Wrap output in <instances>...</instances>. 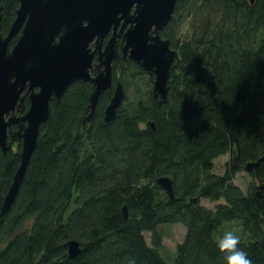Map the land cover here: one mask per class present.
<instances>
[{
  "label": "trees",
  "instance_id": "1",
  "mask_svg": "<svg viewBox=\"0 0 264 264\" xmlns=\"http://www.w3.org/2000/svg\"><path fill=\"white\" fill-rule=\"evenodd\" d=\"M0 4L6 33L19 2ZM187 19L191 36L181 41L176 34ZM161 35L178 54L166 101L153 99L152 75L119 58L113 83L125 97L114 119H103L111 89L82 123L92 83H73L51 100L5 211L21 145L0 152V264H225L215 240L220 225L233 220L239 246L252 264H264V195L256 193L263 165L250 172L246 191L233 182L264 153V0H176ZM22 108L17 112L27 99ZM224 154L230 163L217 174L214 160ZM160 176L171 178L173 197L156 184ZM200 198L216 204L206 207ZM164 223L185 227L171 262L162 252ZM70 240L80 246L74 257Z\"/></svg>",
  "mask_w": 264,
  "mask_h": 264
},
{
  "label": "water",
  "instance_id": "2",
  "mask_svg": "<svg viewBox=\"0 0 264 264\" xmlns=\"http://www.w3.org/2000/svg\"><path fill=\"white\" fill-rule=\"evenodd\" d=\"M253 2L254 0H249ZM15 18L6 33L1 28L0 4V152L20 140V162L3 199L2 210L12 204L32 153L40 126L50 112L53 98L59 99L76 81L92 83L89 122L99 96L112 89L104 110V121L114 119L125 97L120 82L113 83L115 61L121 55L153 76V99L164 102L168 79L178 66L177 51L161 32L172 17L176 0H18ZM17 36L11 45V39ZM95 67V74L91 71ZM28 100V108L22 111ZM18 124L16 131L11 126ZM236 161V157L234 158ZM264 167V153L247 162L251 172ZM156 184L173 197L172 180L160 176ZM264 195V177L256 186ZM195 201V199H192ZM126 217V207H123ZM68 254L80 251L77 241L67 244Z\"/></svg>",
  "mask_w": 264,
  "mask_h": 264
},
{
  "label": "rangeland",
  "instance_id": "3",
  "mask_svg": "<svg viewBox=\"0 0 264 264\" xmlns=\"http://www.w3.org/2000/svg\"><path fill=\"white\" fill-rule=\"evenodd\" d=\"M190 26H191L190 20L187 19L178 29L176 36L179 37L181 41H186L190 38L191 36ZM115 68H116V65H114V69ZM127 94L128 96L131 95V91H128ZM22 113H18V114H22ZM86 116L84 117V119L86 118ZM82 123H86V122H82ZM9 140L11 141V148H16V146L20 143V140H18L17 138H14V139L10 138ZM229 163H230L229 154H224V155L217 157L214 160V168H213L214 172L217 174L223 173L226 166ZM253 181L254 180H253V176L251 175V173L245 170L237 172L233 177V182L236 185H238L243 191H246L249 184ZM200 203L205 205L206 207H213L216 204V202H211L205 198H200ZM237 222L238 221H234V220L224 221L222 225H220L217 231L218 237L222 235L225 231H233L237 233L239 236L242 235L241 228ZM158 228L162 235L163 255L165 259L171 262L173 259L174 253H175L176 244L179 243L184 236L185 227L181 223H176V224L164 223L162 225H159ZM145 236H146L147 242H149L150 233L145 232Z\"/></svg>",
  "mask_w": 264,
  "mask_h": 264
},
{
  "label": "clouds",
  "instance_id": "4",
  "mask_svg": "<svg viewBox=\"0 0 264 264\" xmlns=\"http://www.w3.org/2000/svg\"><path fill=\"white\" fill-rule=\"evenodd\" d=\"M239 245L240 236L233 231H225L215 240V247L223 253L225 264H252L248 253Z\"/></svg>",
  "mask_w": 264,
  "mask_h": 264
},
{
  "label": "flooded vegetation",
  "instance_id": "5",
  "mask_svg": "<svg viewBox=\"0 0 264 264\" xmlns=\"http://www.w3.org/2000/svg\"><path fill=\"white\" fill-rule=\"evenodd\" d=\"M161 36H162V35H161ZM119 58L127 59V58H123V57H122L121 52H120L119 57L117 58V60H118ZM95 71H96V69H95V67H94V68L92 69L91 73H92V74H95Z\"/></svg>",
  "mask_w": 264,
  "mask_h": 264
}]
</instances>
